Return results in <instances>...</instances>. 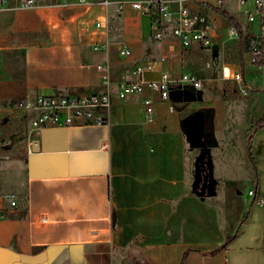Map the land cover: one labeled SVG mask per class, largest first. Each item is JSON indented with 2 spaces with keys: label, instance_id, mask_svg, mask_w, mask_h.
I'll return each mask as SVG.
<instances>
[{
  "label": "crops",
  "instance_id": "obj_1",
  "mask_svg": "<svg viewBox=\"0 0 264 264\" xmlns=\"http://www.w3.org/2000/svg\"><path fill=\"white\" fill-rule=\"evenodd\" d=\"M128 1L23 7L9 0L0 9V107L38 94L100 92L99 63L109 64L112 81L111 103L98 110L103 122L33 130L23 181L0 172V264H264V206L255 202L264 188L253 153L264 148V124L256 127L264 106L256 115L249 98L255 81L243 73L248 51L241 60L237 33L225 40L233 24L215 0H167L174 12L183 2L218 19H209V48H188L207 51L215 40L233 54L235 67L231 73L225 65L223 75L242 73L229 82L235 96L204 100L207 92L215 98L227 91L224 82L203 91V84L180 86L168 98L150 89L119 98L116 84L137 79L134 66L142 61L160 62L144 80L189 72L173 63L183 45L170 27L155 40L150 15L119 10ZM220 6L241 26L248 48L246 35L258 27L247 17L253 1ZM184 87L191 91L185 97ZM145 96L155 107L151 121ZM205 154L209 179L201 193Z\"/></svg>",
  "mask_w": 264,
  "mask_h": 264
},
{
  "label": "built area",
  "instance_id": "obj_2",
  "mask_svg": "<svg viewBox=\"0 0 264 264\" xmlns=\"http://www.w3.org/2000/svg\"><path fill=\"white\" fill-rule=\"evenodd\" d=\"M9 0H0V9L8 5ZM41 0H18V5L26 7L35 5ZM64 1V0H56ZM85 1V0H80ZM248 0H239L245 4ZM253 9L247 11L250 22H258L257 30L246 35L248 43V54L251 64L264 66V0H252ZM112 0H101L108 7ZM220 6L222 0H215ZM120 11L131 8L141 14L152 17L151 36L155 40H161L164 36L165 27H170L172 35L177 38L183 46L197 44L201 48H209L212 44L211 24L206 14L197 8L181 2L174 12L167 0H131L126 3H118ZM100 25V22L97 23ZM231 33H236L232 27ZM122 54H129L126 48L121 49ZM160 65L159 60L148 59L134 66L133 73L137 79H126L116 84L117 95L125 98L129 94L142 93L145 89L158 92L162 98H168L173 88L191 85L195 89L202 87V80L192 72H183L179 76H173L168 71H162L159 78L144 80L140 77L145 71H155ZM98 69L102 71V85L105 87L100 92L85 95L70 94H38L25 96L18 100V104L28 113L29 127L38 130L48 126H70L77 122L100 123L105 120L98 114L101 108H107L111 103L110 94V67L108 63H99ZM236 80H242V73L234 74ZM242 87L241 92L246 93ZM145 117L151 121L155 116V107L150 96L144 97ZM253 194V190L249 191ZM14 203V201H11ZM255 202L264 206V196L255 197Z\"/></svg>",
  "mask_w": 264,
  "mask_h": 264
},
{
  "label": "rangeland",
  "instance_id": "obj_3",
  "mask_svg": "<svg viewBox=\"0 0 264 264\" xmlns=\"http://www.w3.org/2000/svg\"><path fill=\"white\" fill-rule=\"evenodd\" d=\"M207 17L215 24L219 22L216 18ZM233 34L231 33V28L230 31L228 29L224 31L225 40L229 41ZM175 49L178 52L174 53V57L177 58L173 62L174 65L201 77L203 80V89L201 91L211 85L228 82L224 83L227 91L223 93L219 91L215 98H212L210 92H207L204 100L215 99L220 101L234 98L235 90L233 84L229 82L236 80L223 75L225 65L231 69L235 64V57L232 53L225 54L221 52L215 40L212 47L207 51L179 46L178 44ZM243 73L245 77L252 76L254 78L255 84H251L252 93L249 98L254 103L252 107L256 110L257 115L264 106V96L259 91L264 88V69L262 66H255L248 62L243 69ZM180 91L184 92V97L189 95V92L191 93L186 87ZM257 93H259L258 96L256 95ZM28 120L27 111L18 104V100L15 104L0 107V172L5 173L9 169L12 182L18 183L24 179L23 158L34 134L29 127ZM256 142L259 143L260 141L256 140ZM261 151V154H259L258 150H254L253 153L257 160V167L259 166L261 171V181L264 188V148ZM261 196L264 195L258 197ZM262 210H264V207H262Z\"/></svg>",
  "mask_w": 264,
  "mask_h": 264
},
{
  "label": "trees",
  "instance_id": "obj_4",
  "mask_svg": "<svg viewBox=\"0 0 264 264\" xmlns=\"http://www.w3.org/2000/svg\"><path fill=\"white\" fill-rule=\"evenodd\" d=\"M216 9L221 12L223 15L228 17L230 21L233 24V28L236 30V33L238 34V45H239V57L242 60L243 54L248 51L247 45L245 43V37L243 36V31L241 26L238 24V22L231 16L228 12L223 10L221 6L216 7ZM264 124V117H262L259 122L256 124V127H261ZM201 169V175L202 177H206L207 180L209 179V166H208V157L207 154L203 157V160L200 165Z\"/></svg>",
  "mask_w": 264,
  "mask_h": 264
},
{
  "label": "water",
  "instance_id": "obj_5",
  "mask_svg": "<svg viewBox=\"0 0 264 264\" xmlns=\"http://www.w3.org/2000/svg\"><path fill=\"white\" fill-rule=\"evenodd\" d=\"M184 86H186V87H190L191 89H195L193 86H191V85H184ZM206 186H207V178L206 177H204L203 178V182H202V186H201V193H204L205 192V190H206Z\"/></svg>",
  "mask_w": 264,
  "mask_h": 264
}]
</instances>
